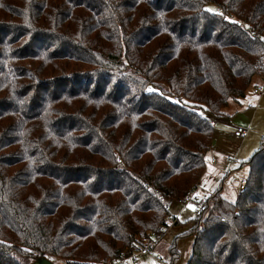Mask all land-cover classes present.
I'll return each instance as SVG.
<instances>
[{
	"label": "trees",
	"instance_id": "1",
	"mask_svg": "<svg viewBox=\"0 0 264 264\" xmlns=\"http://www.w3.org/2000/svg\"><path fill=\"white\" fill-rule=\"evenodd\" d=\"M261 36L264 0H0V264L155 247L264 79ZM247 163L234 200L195 193L186 264H264V137Z\"/></svg>",
	"mask_w": 264,
	"mask_h": 264
},
{
	"label": "rangeland",
	"instance_id": "2",
	"mask_svg": "<svg viewBox=\"0 0 264 264\" xmlns=\"http://www.w3.org/2000/svg\"><path fill=\"white\" fill-rule=\"evenodd\" d=\"M208 9L216 11L214 4H209ZM225 113L226 116L215 124V144L206 155L207 166L201 179V188L200 184L198 185L199 190L207 192L203 193L205 196L222 188L225 197L234 200L239 191V181L248 177L250 167L247 161L261 147L264 137V79L255 76L246 95L238 101H230ZM239 127L248 129V133L243 137H236L234 133ZM229 158L235 159V165L231 168ZM213 160L221 163L222 168L215 169L216 162ZM195 208L196 202L193 200L174 201L170 206L171 214L180 221V224L172 223L165 228L162 238L157 240L154 248L162 259L156 258L152 253L147 255L135 253L136 257L128 258L125 263L169 264L168 248L176 243L179 259L175 264H186L191 253L193 237L182 234L191 226L189 219L195 217ZM54 263L64 264L62 260H55Z\"/></svg>",
	"mask_w": 264,
	"mask_h": 264
},
{
	"label": "built area",
	"instance_id": "3",
	"mask_svg": "<svg viewBox=\"0 0 264 264\" xmlns=\"http://www.w3.org/2000/svg\"><path fill=\"white\" fill-rule=\"evenodd\" d=\"M251 32L256 36L258 35V32L256 30L252 29ZM260 39H261V41H264V36H261ZM248 131L249 130L246 128L239 127L236 129L234 134L236 136L243 137L248 133ZM233 162H235V160H233L232 163ZM239 183H240V188L245 187L246 179H244V178L241 179L239 181ZM198 187H199V185H197L196 190ZM196 190L195 191L193 190L192 193L188 194V196L184 199V202H186L187 200H193V197H195ZM202 209H203V204L196 201L195 215H200ZM153 247H154V245H149V244L144 245V246L140 247L139 249L135 250L130 255H125L124 253H122L120 258H114V259L107 260L103 264H124L128 258H131V257L135 258L136 257L135 253H138L141 255H147L149 253H152L153 255L156 256V258L162 259V256L159 253H157L155 248H153Z\"/></svg>",
	"mask_w": 264,
	"mask_h": 264
},
{
	"label": "crops",
	"instance_id": "4",
	"mask_svg": "<svg viewBox=\"0 0 264 264\" xmlns=\"http://www.w3.org/2000/svg\"><path fill=\"white\" fill-rule=\"evenodd\" d=\"M220 120H222V118H221V119H216L215 122H214V124H216V123H217L218 121H220ZM234 135H235V134H234ZM235 136H236V135H235ZM236 137H239V136H236ZM209 152H210V151H209ZM233 160H235V159H231V158H229V162H230V163H229V166H230V168L233 167V166L235 165V162L232 163ZM213 162H216V161L213 160ZM214 164H215V166H214V165H213V166H214L215 169L218 170V169L222 168L221 163H217V162H216V163H214ZM216 164H217V165H216ZM201 181H202V180H201ZM201 181H200V183H199V184H200V188H201ZM200 188H199V187L197 188V190H196V195H198V196H199V194L202 195V196H199V197H200L201 199H203V198L205 197V195H203V193L206 194L207 192L204 191V190H199ZM219 189H220V191H221V194L225 197V194H223L222 188H219ZM240 189H241V188L239 187L238 190H240ZM197 192H198V193H197ZM201 199H200V200H201ZM125 264H126V263H125Z\"/></svg>",
	"mask_w": 264,
	"mask_h": 264
},
{
	"label": "water",
	"instance_id": "5",
	"mask_svg": "<svg viewBox=\"0 0 264 264\" xmlns=\"http://www.w3.org/2000/svg\"><path fill=\"white\" fill-rule=\"evenodd\" d=\"M213 144H215V140L213 141ZM31 264H55V263L49 258L40 255L39 257L35 258Z\"/></svg>",
	"mask_w": 264,
	"mask_h": 264
},
{
	"label": "snow or ice",
	"instance_id": "6",
	"mask_svg": "<svg viewBox=\"0 0 264 264\" xmlns=\"http://www.w3.org/2000/svg\"><path fill=\"white\" fill-rule=\"evenodd\" d=\"M210 11H211V9H210ZM149 91H151V89H149Z\"/></svg>",
	"mask_w": 264,
	"mask_h": 264
}]
</instances>
